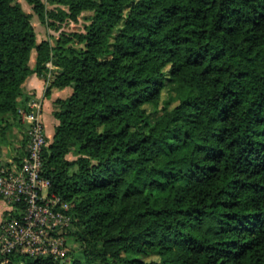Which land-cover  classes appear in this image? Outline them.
<instances>
[{
  "label": "trees",
  "instance_id": "obj_1",
  "mask_svg": "<svg viewBox=\"0 0 264 264\" xmlns=\"http://www.w3.org/2000/svg\"><path fill=\"white\" fill-rule=\"evenodd\" d=\"M25 1L48 28L85 20L37 43L31 14L0 0L1 136L47 63L45 96L71 90L42 153L72 206L69 264H264V0ZM169 83L175 104L160 107Z\"/></svg>",
  "mask_w": 264,
  "mask_h": 264
},
{
  "label": "built area",
  "instance_id": "obj_2",
  "mask_svg": "<svg viewBox=\"0 0 264 264\" xmlns=\"http://www.w3.org/2000/svg\"><path fill=\"white\" fill-rule=\"evenodd\" d=\"M46 67L45 89L54 69L51 63ZM41 109L42 103L36 98L17 109L25 127L27 153L19 164H0V199L6 203L0 222V264H14L17 256L63 258L67 253L72 206L50 192V182L42 175V153L48 140Z\"/></svg>",
  "mask_w": 264,
  "mask_h": 264
},
{
  "label": "rangeland",
  "instance_id": "obj_3",
  "mask_svg": "<svg viewBox=\"0 0 264 264\" xmlns=\"http://www.w3.org/2000/svg\"><path fill=\"white\" fill-rule=\"evenodd\" d=\"M23 11L26 13L31 14V24L35 30L36 33V42L40 43L44 40L48 41L50 44L54 45L62 33H72V32H81L83 30V26L85 24V20L83 18H80L77 22L71 21L69 19H65L62 22H55L54 27L48 28L46 25L42 24L38 17L33 13L32 7L27 4L25 0H17ZM44 1V0H43ZM78 49V47H75ZM36 60V54L33 51L31 54L30 59V66L34 67ZM50 84V83H49ZM49 86V85H48ZM177 88L173 84H167L165 87L164 92L162 93V103L160 107H163L166 102L168 103L167 107L172 108L175 104L176 98H177ZM148 113L151 117V120H154L157 113L149 108ZM45 120V118H44ZM44 124V122H43ZM3 126H0V164L1 163H8L10 161L15 162L14 158H20V156L17 153V149L21 145L22 142V131H25V127L21 124L19 127H14L12 133H6V137L1 136V129ZM45 129V124H44ZM52 128H48V131L50 132ZM47 137V136H46ZM51 140V138H50ZM27 144V142H26ZM69 160L74 159L72 154H69L67 156ZM17 163V162H16ZM66 247H67V253L70 254L64 262L66 264H69L71 254H77L80 251V244L77 242L76 238L73 235L66 236ZM14 264H18L15 262Z\"/></svg>",
  "mask_w": 264,
  "mask_h": 264
},
{
  "label": "crops",
  "instance_id": "obj_4",
  "mask_svg": "<svg viewBox=\"0 0 264 264\" xmlns=\"http://www.w3.org/2000/svg\"><path fill=\"white\" fill-rule=\"evenodd\" d=\"M70 94V89L52 90L50 95L46 97L44 80L35 74L28 79L22 88L21 100L27 99V101H29L30 99L36 98L42 103L41 119L45 124V134L48 140H50V138L52 139L55 126L57 125V121L52 116L53 102L56 99L66 98ZM48 128H52L50 132L48 131ZM22 133L24 132L22 131ZM5 210L6 203L0 199V222L3 218Z\"/></svg>",
  "mask_w": 264,
  "mask_h": 264
}]
</instances>
